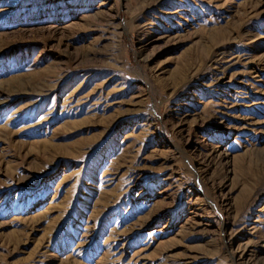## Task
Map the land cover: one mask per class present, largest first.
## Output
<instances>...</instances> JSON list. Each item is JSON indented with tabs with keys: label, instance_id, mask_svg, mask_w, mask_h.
Masks as SVG:
<instances>
[{
	"label": "rangeland",
	"instance_id": "obj_1",
	"mask_svg": "<svg viewBox=\"0 0 264 264\" xmlns=\"http://www.w3.org/2000/svg\"><path fill=\"white\" fill-rule=\"evenodd\" d=\"M0 264H264V0H0Z\"/></svg>",
	"mask_w": 264,
	"mask_h": 264
},
{
	"label": "bare ground",
	"instance_id": "obj_2",
	"mask_svg": "<svg viewBox=\"0 0 264 264\" xmlns=\"http://www.w3.org/2000/svg\"><path fill=\"white\" fill-rule=\"evenodd\" d=\"M239 254V253H238Z\"/></svg>",
	"mask_w": 264,
	"mask_h": 264
}]
</instances>
